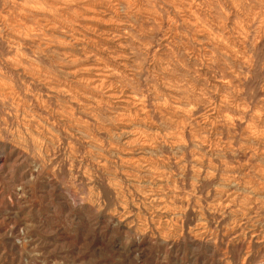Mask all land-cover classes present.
Returning a JSON list of instances; mask_svg holds the SVG:
<instances>
[{
  "label": "clouds",
  "instance_id": "9594fccd",
  "mask_svg": "<svg viewBox=\"0 0 264 264\" xmlns=\"http://www.w3.org/2000/svg\"><path fill=\"white\" fill-rule=\"evenodd\" d=\"M262 35L264 0H0V264H198L226 211L264 254Z\"/></svg>",
  "mask_w": 264,
  "mask_h": 264
},
{
  "label": "rangeland",
  "instance_id": "374dc122",
  "mask_svg": "<svg viewBox=\"0 0 264 264\" xmlns=\"http://www.w3.org/2000/svg\"><path fill=\"white\" fill-rule=\"evenodd\" d=\"M260 43L264 44V35L260 37ZM237 131H239V129H237ZM215 136L216 138H220L224 142L226 140V137L220 132H215ZM233 147H235L234 141H233ZM209 162L214 163L213 161H209ZM238 198L239 197H236V199ZM3 199L11 203V198L9 196L5 195ZM210 202L211 199H209V203ZM201 204L202 205L204 204L203 200L201 201ZM45 211H47V209H45ZM196 213H197V209L195 206H190L186 210V214H190L194 220L196 219ZM202 214L205 215L206 218L209 216L213 217L210 221L206 220V223L204 224L203 227L206 235L211 234L214 231L217 232V238L214 241V243L217 246V251L214 254L209 255L207 259L201 257L200 260L198 261V264H235V261L233 260V255L234 254L239 255L240 253H243L244 256H247V259H244L243 256H241V264H264V254H262L261 249L259 247L260 244V237L258 235L259 225L257 226L256 231L248 232L247 239L245 240V239H241L239 232L240 230L247 231L244 228V223L242 222L245 219H247V217L243 218L241 216H238L239 218L237 217V220L240 222V228H239L240 230L235 227L230 230L228 228V224L233 222L230 219L231 216L230 212L226 211L225 215L223 216H221L219 212L216 213L202 212ZM17 215H19V213H17ZM260 216H261V223L264 224V212H261ZM170 219L171 218L168 217L164 222L167 223ZM24 220L25 223L23 225V234H27L32 231L33 225L32 222L28 220L27 217H24ZM197 227H199L197 223L186 224L185 229H183L182 231L184 230L190 231L191 229ZM233 238H235V240ZM221 241H223V247H220ZM253 256H257L259 257V259L253 260ZM163 261L164 264H168L169 257L165 255L163 257ZM189 264H191V262H189Z\"/></svg>",
  "mask_w": 264,
  "mask_h": 264
},
{
  "label": "bare ground",
  "instance_id": "6f19581e",
  "mask_svg": "<svg viewBox=\"0 0 264 264\" xmlns=\"http://www.w3.org/2000/svg\"><path fill=\"white\" fill-rule=\"evenodd\" d=\"M102 19H106V17H103V16H101V17H99L97 20H95V21H90V23H92L94 26H97L98 28H100V30H107L108 29V25H101L100 23H99V21L100 20H102ZM214 132H215V129L213 130ZM187 135H191V133H188ZM220 135V134H219ZM217 136V135H216ZM187 138V137H186ZM208 139L209 140H212V138L211 137H208ZM214 143L216 144V147H217V150L219 151V149L221 148V147H223V144H224V141H222L220 138H216L215 139V141H214ZM232 146H233V144H232ZM239 199V198H238ZM213 215V214H212ZM217 216H218V214H217ZM212 217V216H211ZM171 218V217H170ZM239 218V217H238ZM244 218V217H243ZM240 219H242V218H240ZM246 220V219H245ZM238 221V220H237ZM239 222V221H238ZM208 230V229H207ZM206 230V231H207ZM237 230V229H236ZM240 230V229H239ZM205 231V230H204ZM209 231V230H208ZM228 232V231H227ZM227 232H226V234H227ZM235 232V231H234ZM230 233V232H229ZM238 237H239V235H238ZM240 239V238H239ZM229 243V242H228ZM245 247V246H244Z\"/></svg>",
  "mask_w": 264,
  "mask_h": 264
}]
</instances>
